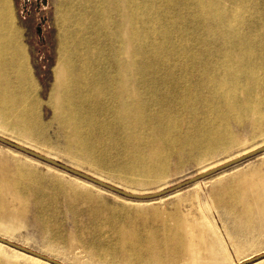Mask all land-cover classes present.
<instances>
[{
  "label": "bare ground",
  "instance_id": "6f19581e",
  "mask_svg": "<svg viewBox=\"0 0 264 264\" xmlns=\"http://www.w3.org/2000/svg\"><path fill=\"white\" fill-rule=\"evenodd\" d=\"M254 2L60 0L47 120L12 2L0 0V132L50 150L73 149L78 164L99 165L98 174L109 167L111 176L139 185L161 181L173 158L189 155L199 163L229 152L235 129L247 118L264 117V27L246 16ZM0 161V217L10 230L22 226L29 197L40 214L48 209L54 216L64 200L73 215L84 206L90 221L103 222V203L93 195ZM205 207L229 229L234 251L248 252L264 238L257 235L258 223L264 225V174L251 171L218 183ZM198 208L203 214L202 203ZM136 212L119 238L120 264L228 261L222 240L216 235L209 242L216 233L210 218L158 208ZM47 219L30 239L80 264L78 236L68 238ZM2 246L0 264H20L2 257Z\"/></svg>",
  "mask_w": 264,
  "mask_h": 264
},
{
  "label": "rangeland",
  "instance_id": "374dc122",
  "mask_svg": "<svg viewBox=\"0 0 264 264\" xmlns=\"http://www.w3.org/2000/svg\"><path fill=\"white\" fill-rule=\"evenodd\" d=\"M254 1L253 7L256 6L255 10H253L250 16V9L246 16L249 22L262 26L259 24V22H261L264 27V0ZM11 2L17 26L23 33L24 42L28 46L30 52L33 75L38 85V94L40 99L44 102L42 109L47 120H50L52 118V109L47 105V101L53 87V69L58 58L59 29L57 19L61 7L60 0H11ZM199 21L202 23V19ZM181 25H185V19L182 21ZM186 31L191 32L192 29L187 28ZM188 34L192 35V33ZM0 137L54 159L55 161L77 171L95 177L96 179L125 192L137 195H147L175 187L185 181L193 179L207 171L213 170L251 151L263 147L264 117H261L260 119H245L242 125L235 129V145L229 152L216 155L199 163L189 155H183L181 158H173L170 161V168L166 177L162 178L161 181L153 182L149 185H139L137 183L113 177L109 174V167L102 168V172L98 174L97 166L99 165L96 164L97 166H91L88 164H78V162L74 160L75 154L73 149L62 151L60 149L50 150L43 146L38 147L29 141H19L15 139L11 133L0 132ZM0 160L6 162L7 168H12V165L16 163L23 164L42 175L58 178L65 182L66 185H75L82 192L93 195L98 201L103 203V222L102 220H98L97 223L90 221L84 206L81 208L78 206L73 215L68 211L66 204L63 203L64 200L61 202L59 201L60 203L57 205V211L54 216L50 217L48 209L45 210V214H40L36 202L32 197L27 198L30 200L22 226L17 227L15 231L10 230L8 221L5 220V217H0V238L27 248L33 252L45 255L46 257L63 264L79 263L75 262V259L72 257L65 259L58 251V254L49 252L47 247H44L41 243H35V241L30 239L33 233H38L41 230L44 222L48 221L47 218H50L52 226L58 225L57 228H61V231H63L68 238H73V236L76 235L78 236L77 240L83 245V249L78 251L81 258L80 264H120L122 258L119 252L121 249L119 238L122 230L130 225V220L134 217V214L137 213L136 211L142 209L143 212H146V210L151 208H158L162 210V212L178 210L184 216L190 214V216H206L207 218H210L216 229V233H211L212 238L209 242H216L217 235L229 251L228 261L218 264H256L259 262V264H264V259H258L260 257L264 258V238L258 240L254 245V248L248 252L240 255L237 254L230 243L228 236L229 229H226L227 226L220 221L219 217L215 214L214 209L207 211L205 207V204L210 203L214 188L218 183L226 181L238 174L249 175V172L251 171L262 172L264 174V154L250 159L237 167L193 183L172 195L155 202L133 201L102 189L96 185H87L85 181H82L77 177L64 173V171L28 157L23 153L12 150L1 143ZM71 191L72 190L69 188H66V193ZM200 198L202 199V202H200ZM200 203L203 205V214L200 213V209L198 208ZM139 215L141 216V213H139ZM146 216L148 215L146 214ZM146 216H141V218L144 220L147 218ZM146 221L147 224L152 225L156 220L153 215H150ZM101 224H104V227H102V235L98 236L97 228ZM257 229V235H262L264 237V225L261 222L258 223ZM99 237H101L104 244L97 241ZM93 243L97 246H94ZM1 256L4 258L9 257L21 260L20 264H32L31 261L25 262L28 255L6 245L1 247ZM246 260L248 261L246 262ZM44 264L49 263L45 262Z\"/></svg>",
  "mask_w": 264,
  "mask_h": 264
},
{
  "label": "water",
  "instance_id": "95a60500",
  "mask_svg": "<svg viewBox=\"0 0 264 264\" xmlns=\"http://www.w3.org/2000/svg\"><path fill=\"white\" fill-rule=\"evenodd\" d=\"M0 143L9 147L10 149L12 150H15V151H18L20 153H23L25 155H27L28 157H31L33 159H36L38 161H41L47 165H50L52 167H55L56 169H59L61 171H64V173H67V174H70L74 177H77L85 182H88L92 185H96L98 187H101L102 189H105L109 192H112V193H115V194H118L122 197H125L127 199H130V200H133V201H138V202H155V201H159V200H162L170 195H172L173 193L193 184V183H196L198 181H201V180H204V179H207L209 177H212L214 175H217L219 173H222L224 171H227L229 169H232L234 167H237L247 161H249L250 159H253L259 155H262L264 154V146L259 148V149H256L254 151H251L233 161H230L224 165H221L213 170H210V171H207L205 173H203L202 175H199L197 177H194L193 179H190L188 181H185L175 187H172V188H169V189H165V190H162L160 192H157V193H154V194H147V195H137V194H133V193H129V192H125L121 189H118L116 187H113L101 180H98L96 179L95 177H92L90 175H87L85 173H82L80 171H77L73 168H70L66 165H63L61 163H59L58 161H55L54 159H51L47 156H44V155H41L39 153H36L30 149H27L25 147H22L21 145L17 144V143H14V142H11L5 138H2L0 137ZM0 244H3V245H6V246H9L15 250H18L22 253H25L26 255L28 256H32L34 258H37V259H40L44 262H47L49 264H63L61 262H58L54 259H51L49 257H46L45 255H41L39 253H36V252H33L27 248H24V247H21L19 245H16L12 242H9L3 238H0ZM264 257V256H263ZM258 259H264L262 257L258 258Z\"/></svg>",
  "mask_w": 264,
  "mask_h": 264
}]
</instances>
